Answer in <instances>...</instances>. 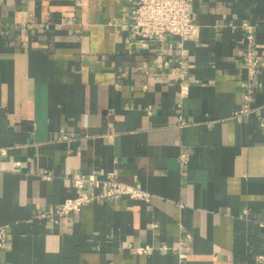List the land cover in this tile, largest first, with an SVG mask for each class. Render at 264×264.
I'll use <instances>...</instances> for the list:
<instances>
[{
    "label": "crops",
    "instance_id": "1",
    "mask_svg": "<svg viewBox=\"0 0 264 264\" xmlns=\"http://www.w3.org/2000/svg\"><path fill=\"white\" fill-rule=\"evenodd\" d=\"M135 1L0 0V264H264V0H195L182 41L134 35ZM108 170L150 201L52 215Z\"/></svg>",
    "mask_w": 264,
    "mask_h": 264
},
{
    "label": "built area",
    "instance_id": "2",
    "mask_svg": "<svg viewBox=\"0 0 264 264\" xmlns=\"http://www.w3.org/2000/svg\"><path fill=\"white\" fill-rule=\"evenodd\" d=\"M231 25H234L232 22ZM244 30L246 44L245 65L253 78L257 72L261 57L257 48V28L250 20H243L241 23ZM131 28L134 35L139 37H157L164 41L170 36L181 39L191 35L197 29L195 21V0H136L132 13ZM184 76V75H183ZM245 103L240 109V114L250 112L253 100L252 90L245 94ZM238 113V111H237ZM181 116V124L188 121ZM261 125H264V111L262 113ZM188 153L181 154L182 162H186ZM76 193L66 197L61 203L50 210L53 216L72 214L79 212L88 203L100 198H130L150 201L151 192L139 185L128 183L118 177L116 170H108L104 176L99 177L94 172H77L73 175ZM94 182L102 186L101 190L88 189L86 183ZM9 232L0 227V245L9 239ZM139 251L146 250V247H139ZM185 254L181 253V260L178 264H186Z\"/></svg>",
    "mask_w": 264,
    "mask_h": 264
}]
</instances>
